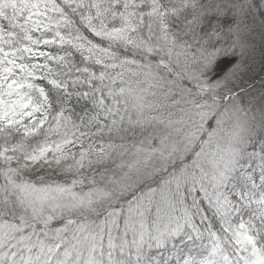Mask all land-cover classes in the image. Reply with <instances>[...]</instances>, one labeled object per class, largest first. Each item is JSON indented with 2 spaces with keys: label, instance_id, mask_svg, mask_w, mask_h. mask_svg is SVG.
Segmentation results:
<instances>
[{
  "label": "snow or ice",
  "instance_id": "snow-or-ice-1",
  "mask_svg": "<svg viewBox=\"0 0 264 264\" xmlns=\"http://www.w3.org/2000/svg\"><path fill=\"white\" fill-rule=\"evenodd\" d=\"M0 264H264V0H0Z\"/></svg>",
  "mask_w": 264,
  "mask_h": 264
}]
</instances>
